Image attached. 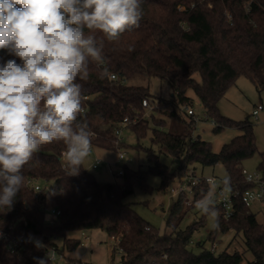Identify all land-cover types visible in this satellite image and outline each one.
<instances>
[{"label":"trees","instance_id":"trees-1","mask_svg":"<svg viewBox=\"0 0 264 264\" xmlns=\"http://www.w3.org/2000/svg\"><path fill=\"white\" fill-rule=\"evenodd\" d=\"M142 7L139 28L125 32L115 42L105 38L103 54L109 76L101 79L100 68L92 62L89 78L78 79L86 96L81 116L95 133L92 145L113 149L126 146L123 140L117 141L115 134L125 116H137L136 122L123 125L137 137L146 135L152 121L151 142L166 155L178 158L177 167L172 169L161 163L152 148L147 147L148 156L156 158L154 166L147 170L125 167L121 182H104L83 164L79 175L66 176L64 144L43 146L23 169L24 185L11 210L0 208V264H37L34 257L45 258L46 251L53 247L63 252L76 249L81 239L70 236L71 232L97 228L114 237L113 249L120 251L123 264L262 262L264 222L239 200L229 218L217 207L219 230L212 229L208 238L214 244L221 233H242L251 258L239 250L216 252L202 241L198 242L201 250L194 251L190 247L192 235L205 220L180 227L191 207L184 194L173 202L164 232L143 218L128 197L135 185L148 188L149 172L161 175V187L166 189L171 180L182 181L190 172L195 174L196 163H221L233 189L249 186L242 174V161L257 151L253 125L248 120L237 122L226 117L218 102L240 75L264 89V0H143ZM0 55H5L3 50ZM112 73L118 78H112ZM136 75L167 80L174 95L167 99L157 97L149 87L130 83ZM190 89L215 120L216 132L225 126H237L243 131L218 152L210 141L194 136L195 120L183 109L192 104ZM144 98L152 105L151 120L144 114L148 109L142 105ZM259 167L264 172V152ZM36 183L47 185V192L36 195ZM193 188L194 200H198L208 192L210 184L202 181ZM49 206L61 210L53 223L49 221ZM17 236L24 237V245L12 252L8 239ZM58 238L62 239V246L57 243ZM35 240L44 247L38 249Z\"/></svg>","mask_w":264,"mask_h":264},{"label":"clouds","instance_id":"clouds-1","mask_svg":"<svg viewBox=\"0 0 264 264\" xmlns=\"http://www.w3.org/2000/svg\"><path fill=\"white\" fill-rule=\"evenodd\" d=\"M143 0H0V208L11 210L23 169L45 145L62 142L66 176L79 175L95 133L82 118L92 62L109 76L105 38L139 28ZM103 37V38H101ZM131 51V49H129ZM12 57V58H6ZM19 61V62H18ZM224 191H231L224 177ZM214 187L195 202L219 230ZM35 246L44 247L39 240ZM53 257L36 258L48 264ZM79 250L69 253L80 260Z\"/></svg>","mask_w":264,"mask_h":264},{"label":"rangeland","instance_id":"rangeland-1","mask_svg":"<svg viewBox=\"0 0 264 264\" xmlns=\"http://www.w3.org/2000/svg\"><path fill=\"white\" fill-rule=\"evenodd\" d=\"M135 85L147 86L150 92L157 97L170 98L174 95V90L171 84L157 76L136 75L129 80ZM189 96L192 97V106L196 114L201 118L195 124L193 133L195 137H200L211 142L214 151L218 152L224 143L229 142L233 137L241 134L243 131L237 126H225L223 130L216 132L215 124L205 119L206 111L196 93L190 89ZM258 104L264 105V89L258 88L255 83L247 76L240 75L234 83L227 89L225 94L218 102L219 109L223 115L237 122L250 121L253 125L257 151L254 155L242 161V167L248 171L259 169L261 153L264 152V109L260 110L257 116L253 115V110ZM151 111L145 109V117L151 120ZM212 119V118H211ZM210 119V120H211ZM153 122H150V129L146 135L137 137L135 132L128 126L123 127L122 136L126 146L121 148H103L94 146L91 155L84 160L83 165L86 169L93 172L95 177L100 181L121 182L122 177L118 174L121 168L142 169L147 170L155 165L156 158L149 157L145 148L151 147L153 153L161 163L167 164L170 168L175 169L179 163L178 158L166 155L161 151V147L151 142V128ZM167 129V127L165 128ZM123 151L125 157L119 160V153ZM99 157L103 163L98 167L92 166L94 158ZM195 174L197 177H215L220 181L226 176V170L221 163L216 165L202 166L200 163L195 164ZM188 176H186L187 178ZM185 179V178H184ZM148 188L144 189L138 185L134 186V192L128 197L132 207L152 225L159 227L161 232L166 230V218L173 202L179 197V194H173L170 191L171 187L178 186L180 179L175 178L167 185V188H162V177L156 172H149L147 175ZM214 187L215 199L217 197V184H210V188ZM209 191V190H208ZM185 201L187 205L191 204L188 213L180 223L181 228L203 218L204 224L200 226L192 235L190 247L198 252L201 250L199 241L204 242L207 248H212L220 252L224 249L232 252L239 250L244 252L247 258H251L250 252L246 251L245 239L242 233L236 234L230 230L219 235V240L212 244L208 238L209 232L213 229V219L205 216L196 207L194 194L190 189H186ZM199 200V199H198ZM252 210L255 212L257 219L264 222V207L259 204H254ZM85 234L90 235V241L85 244H80L74 250H65V254L79 250L82 261L90 264H123L121 261V253L119 250H114L115 239L103 229H86L82 231H74L70 236H75L85 241ZM57 243L62 246V239L58 238Z\"/></svg>","mask_w":264,"mask_h":264},{"label":"built area","instance_id":"built-area-1","mask_svg":"<svg viewBox=\"0 0 264 264\" xmlns=\"http://www.w3.org/2000/svg\"><path fill=\"white\" fill-rule=\"evenodd\" d=\"M112 78L117 79L118 76L115 73L111 74ZM143 107L152 108V105L150 104L149 100L147 98H144L142 100ZM185 110V113L192 117L195 120V124L197 121H199L201 118L196 114L194 107L191 105H185L183 107ZM264 109L263 104H258L254 110L253 115L257 116L259 111ZM205 119L211 121V123L215 124V120L211 119L208 114H205ZM211 119V120H210ZM137 121V116L129 117L125 116L120 126H117L115 128V134L118 138L117 141H122V130L123 125H126L128 123H134ZM93 145L91 147L89 155L92 153ZM125 157V153L123 151H120L119 153V160L123 159ZM103 163V160L99 157H95L92 166L94 168L98 167L100 164ZM124 173V169L121 168L118 171V174L121 176ZM242 174L245 177V180L249 183V186L244 189H233L231 187V191H224V186L220 181H218L215 177H197L196 174L190 172L188 177L180 181V184L175 187H171L170 191L173 194H186V189L189 188L190 192L194 194V188L193 185H196L202 181H206L209 184H217V197L215 199V206L219 207L222 211V214L225 218H229L233 215L235 211V201L239 200L241 201L245 206L249 207L252 210V206L254 204H259L262 207H264V172L260 169L254 170V171H248L246 168L242 167ZM34 189L36 191V195H40L42 193L47 192L48 186L43 185L41 183H36L34 185ZM48 214L50 216L49 221L51 223L54 222V217L58 216L61 213V210L56 207H47ZM90 241V235L85 234V241H80V244H85ZM24 245V237L23 236H17V237H10L8 239V248L10 251H16L20 248H22ZM215 245L212 247L214 249ZM49 254L51 257H53L50 261L52 264H90L87 262L82 261V259L72 262L69 260V256L66 255L63 251L58 250L56 247H53L46 251V255ZM260 264H264V257Z\"/></svg>","mask_w":264,"mask_h":264}]
</instances>
